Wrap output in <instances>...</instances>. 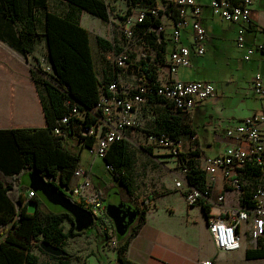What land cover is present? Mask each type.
Here are the masks:
<instances>
[{"label":"built area","instance_id":"built-area-1","mask_svg":"<svg viewBox=\"0 0 264 264\" xmlns=\"http://www.w3.org/2000/svg\"><path fill=\"white\" fill-rule=\"evenodd\" d=\"M102 1L109 12L106 22L115 25L116 35L111 40L112 49L106 56L107 74L101 79L100 101L92 110L97 121L88 131L95 136L92 154L104 158L113 142L122 139L129 141V130L140 128L145 102L161 98L169 104L173 116L189 115L198 102L216 98L218 92L213 82H185L177 78L180 68L190 66L192 49L199 55L206 51V30L200 20L202 7L197 0H156L148 4L124 0L127 2L124 10L117 7V0ZM253 6L254 0H212L210 3L214 16L238 25L236 41L238 46L246 48V61L256 50L264 51V44L249 47L245 44L247 28L253 23ZM186 29L191 30V45L183 42V31ZM169 30L172 48L168 60L162 62ZM148 56L150 60L145 66ZM49 69L52 72L51 65ZM148 70L156 72L154 81L146 76ZM132 74L139 76L132 80L129 77ZM252 90L264 99V78L259 73L253 78ZM71 114L82 119L85 116L78 103L72 106ZM62 122L70 125V117L65 116ZM55 132L60 134L61 128H56ZM226 136L232 141L231 145L219 155L207 158L202 166L209 193L189 182V167L180 161L181 140H175L165 132L149 133L145 144L152 149L153 156L171 158L175 187L184 193L189 205L201 201L207 204L213 202L212 190L220 171L235 190L244 193L245 188L248 189L252 195V205L223 209L219 215L211 216L208 220V228L217 248L232 252L241 249L245 234L242 227L251 215L256 226V241H260V235L264 234V113H255L241 120L226 132ZM105 167L106 170H114L111 164H105ZM243 176L246 180H242ZM74 179L78 181L71 187L62 186L66 195L81 200L95 220H100L106 229L110 227L111 219L106 214L102 192L93 184L91 167L79 165L75 169ZM25 195L28 201L34 192L28 188ZM219 199L224 201L223 196ZM7 227L0 223V239ZM110 244L116 246L115 237L110 239ZM202 264L214 262L205 260Z\"/></svg>","mask_w":264,"mask_h":264},{"label":"trees","instance_id":"trees-1","mask_svg":"<svg viewBox=\"0 0 264 264\" xmlns=\"http://www.w3.org/2000/svg\"><path fill=\"white\" fill-rule=\"evenodd\" d=\"M66 1L74 10L69 9L65 14H59L49 9V0H0V38L24 55L33 54L37 45L44 41L47 60L52 66L51 80L37 78L33 71L47 126L0 130V223L8 226L0 239V264H71L69 254H48L40 247L41 242L47 241L62 247L69 238L90 236L88 230L77 232L73 216L59 206L57 207L62 211L44 212L38 207L34 213L29 212V203L36 202L39 206L40 196L47 206H56L48 202L40 192L34 193L28 201L25 195L30 188V170L40 172L55 190L66 195L62 186L71 187L75 169L81 162V152L77 154L69 149L64 144V138H76L82 149H93L95 144V136L89 134L88 129L97 121L92 110L100 101L102 82L95 66L90 31L81 25L76 11L85 10L104 21L109 20V12L102 0ZM137 1L147 4L156 2ZM98 43L103 51L112 49V43L101 36L98 37ZM149 60L148 56L145 66ZM161 61L165 62L164 59ZM146 76L154 81L156 72L148 70ZM155 100L164 103L167 112L157 118V130H150L149 133L165 132L175 140H182L186 135H196L188 115L173 116L169 104L161 98ZM77 103L85 114L83 119L71 114L72 106ZM65 116L70 117V125L62 122ZM58 127L61 128L60 134L55 132ZM147 149L153 153L151 148ZM197 155L196 151L181 152L180 161L189 167V182L208 192L206 172L196 160ZM103 159L105 164L114 166V170L108 171L114 181L124 188L131 204L139 211L138 219L125 236L116 233L111 220L110 227L117 240L114 247L118 253L117 264H138L129 259L127 249L131 238L146 221L148 204L135 196L132 188L131 169L135 163V155L129 142L122 139L111 144ZM23 174L26 182L21 178ZM251 196L250 192L244 191L243 204L252 205ZM74 201L86 207L81 200ZM202 205L210 216V205ZM65 221L70 223L68 232H64L62 227ZM104 230L110 239L109 232ZM36 246L49 257L48 261H40L33 252ZM248 255L264 257V246L260 243L258 250L249 251Z\"/></svg>","mask_w":264,"mask_h":264},{"label":"crops","instance_id":"crops-1","mask_svg":"<svg viewBox=\"0 0 264 264\" xmlns=\"http://www.w3.org/2000/svg\"><path fill=\"white\" fill-rule=\"evenodd\" d=\"M56 1L66 3L68 8L60 12L52 9L51 11L65 14L67 10L73 9L66 0ZM197 1L202 7L200 20L206 30V51L203 55H199L192 49L190 66L180 68L177 78L185 82L210 81L217 88L216 98L198 102L188 115L196 135H186L181 140V151L186 153L196 151L198 153L196 160L202 167L207 158L219 155L231 145L232 141L226 136L229 129L246 117L255 113H264V99L252 90L255 74L259 73L264 78V51L256 50L250 60L246 61L244 56L247 50L238 46L236 41L238 25L214 16L210 8L212 0ZM116 5L120 10H124L127 2L117 0ZM76 12L80 17L81 25L90 31L91 40V33L94 32L92 22L102 19L85 10ZM252 17L253 23L246 31V47L264 44V0H254ZM166 36L167 42L163 47L166 53L165 56H161V60L165 61L168 60L172 48L170 30ZM183 42L191 45L190 29L183 31ZM30 55L32 54L24 55L0 38V130L47 126L39 89L33 78L32 64L28 59ZM102 70V76L97 70L100 80L107 74V62ZM137 76L139 75L132 74L129 77L136 80ZM154 111L160 116L166 113L167 109L164 103L155 99L145 102L141 111L142 124H148V116ZM135 130L133 132L129 130V141L136 137L146 143L149 132L137 129L135 133ZM71 139L75 148H79L80 141L76 138ZM83 151L84 148L81 149V158ZM153 157L165 161L169 177L164 180L161 190L147 199L146 221L130 240L127 249L129 259L138 264H202L205 260H211L214 264H264V257L248 255L249 251L256 252L260 243L264 246V241H256V235L252 238L256 231L253 215L242 227L245 234L240 250L223 252L217 248L212 239L208 228L209 218L219 215L223 209H231L243 204L244 193L235 190L222 171L218 173V179L212 190L213 202L209 204V216L202 205L205 201L189 205L184 193L175 187L172 173L174 163L171 158L156 155ZM88 160L83 163L81 159L80 165L91 167L93 184L102 192L104 201L111 188L117 190L119 188L120 191L117 192L120 203L131 204L124 188H121L113 178L108 177L104 185L96 183L94 179L96 175L93 172L95 163L93 161L89 163ZM242 180L246 178L243 176ZM77 181L78 179H73L72 184ZM245 192H249L247 188ZM220 196L224 197V201L219 199ZM104 229L106 228H97L92 236H81L84 237L81 241L92 239L97 255L102 253L109 257L110 264H117L118 253L114 247L109 246L110 239ZM103 260L102 255V260L97 259L95 264H105Z\"/></svg>","mask_w":264,"mask_h":264},{"label":"rangeland","instance_id":"rangeland-1","mask_svg":"<svg viewBox=\"0 0 264 264\" xmlns=\"http://www.w3.org/2000/svg\"><path fill=\"white\" fill-rule=\"evenodd\" d=\"M68 8V5L63 2H58L56 0H50V10L54 11H64ZM86 19V18H84ZM92 19L97 20L96 18L92 17ZM114 20V17H113ZM98 22H92L94 24V32L91 33V41L93 52L95 56V62L97 66V70L100 76H102V69L104 64H106V56L109 54L110 51H101V47L98 43V37L101 36L108 41L111 42L113 40V36L116 35L114 32L115 25L113 23H107L103 20H97ZM112 21V20H111ZM221 55H219L220 57ZM28 58V57H27ZM29 61H31L32 69L35 72V76L37 78L42 79H50L51 70L49 69L50 63L47 60V48L44 41H41L36 51L29 56ZM220 61V60H219ZM44 70V71H43ZM160 113V112H159ZM159 116L158 112L154 111L150 113L148 116V124H142L139 129L144 130L146 133L154 130H157V117ZM161 116V115H160ZM133 132V129H131ZM138 130L136 129L134 132L136 133ZM72 139L70 136H66L64 138V144L71 149L75 153H80L82 147L75 148L72 144ZM130 149L135 155V163L131 169V182L132 188L134 191L135 196L139 197L140 200L147 201L149 197L154 195L156 192L161 190V187L164 183V180L169 177V171L165 167L164 161L161 158H154L150 151H148L146 144L144 143L143 139L134 137L133 140L129 141ZM161 156V155H160ZM82 162L86 163V160L91 163L92 161L95 163V167L93 172L95 173V181L98 185H104L107 182L108 177L112 178L110 172L105 168V160L101 157H95L91 153V149L86 147L82 153ZM171 177V176H170ZM22 180L26 182V176L23 174L21 176ZM123 188L122 186H120ZM120 189H113L109 194L106 195L105 203H120L119 201V192ZM41 203L38 206L36 202H30L28 205V210L31 213H34L37 208L39 207L42 211L47 212L48 210L54 211H62L57 205L56 207L47 206L45 200L42 196ZM76 200V199H74ZM60 207V206H59ZM64 232H68L70 229V223L65 221L62 224ZM102 224L100 220H95L94 225L88 229V235L92 236L95 234L97 228H101ZM107 231L109 232L111 238H114L113 235V228L107 227ZM4 232L1 235L3 238ZM83 236V235H81ZM76 236L69 238L66 243L62 246L68 254L71 256L72 263L71 264H95L97 263V259L99 261L102 260L103 255V262L105 264H110L108 262V256H104V254L100 253L97 255L95 246L92 243V239H85V241H81L84 237ZM254 235L252 236V238ZM260 241H264V234L260 235ZM110 247L113 245L110 244ZM33 252L40 258L41 262H45L49 260V257L44 254L37 246L33 248Z\"/></svg>","mask_w":264,"mask_h":264},{"label":"water","instance_id":"water-1","mask_svg":"<svg viewBox=\"0 0 264 264\" xmlns=\"http://www.w3.org/2000/svg\"><path fill=\"white\" fill-rule=\"evenodd\" d=\"M30 180V189L34 193H42L45 198L53 205L60 206L74 218V226L77 232L87 231L95 223L92 212L76 203L71 197L55 190L47 178L36 170H30L28 173ZM106 214L113 221L115 231L119 236H125L130 227L138 219L139 211L133 205L127 202L109 203L106 205ZM40 247L48 254L54 256H65L68 252L47 241H42Z\"/></svg>","mask_w":264,"mask_h":264}]
</instances>
